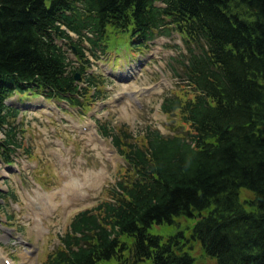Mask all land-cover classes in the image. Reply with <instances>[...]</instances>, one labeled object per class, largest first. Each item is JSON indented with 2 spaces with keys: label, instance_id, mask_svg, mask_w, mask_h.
I'll use <instances>...</instances> for the list:
<instances>
[{
  "label": "trees",
  "instance_id": "obj_1",
  "mask_svg": "<svg viewBox=\"0 0 264 264\" xmlns=\"http://www.w3.org/2000/svg\"><path fill=\"white\" fill-rule=\"evenodd\" d=\"M51 1L47 8L46 0H0V96L11 80L51 92L74 89L64 75V56L44 48L40 37L49 34L59 7L76 14L68 20L80 30L82 13L73 3L80 0ZM100 1L98 23L124 19L122 26L149 34L153 0ZM177 1L180 18L188 14L184 31L208 39L214 34L220 45L211 63L207 51L198 56L189 50L185 67L199 93L179 105L165 99L164 109L175 107L191 127L189 137L148 130L145 151L115 136L135 176L125 175L109 191L111 199L75 216L71 226L84 229L83 247L73 249L77 239L69 233L68 250L46 264H196L195 248L215 264H264V0ZM1 110L0 104V127L9 116ZM14 129L3 142L7 159L17 141ZM243 190L254 195L249 203L241 201ZM178 218L192 223L182 228ZM154 225L175 234L152 233Z\"/></svg>",
  "mask_w": 264,
  "mask_h": 264
},
{
  "label": "rangeland",
  "instance_id": "obj_2",
  "mask_svg": "<svg viewBox=\"0 0 264 264\" xmlns=\"http://www.w3.org/2000/svg\"><path fill=\"white\" fill-rule=\"evenodd\" d=\"M169 42L179 43L180 40L176 38L175 34L169 39L159 37L155 40L150 51L143 55L145 61L141 64L139 73L140 80L137 82L140 86L145 87L160 84L162 90L155 93L152 91L139 98L143 103L141 107H137L134 100L129 98L118 107L109 109L100 108V110H103L98 115H103V120L112 117L113 123H117V121L126 122L133 129H137L140 124L148 122L155 124V126H158L166 133L169 132V130L166 129L164 124H170V127L176 125L175 119H172L171 123L168 121L166 122L164 120L165 117L157 112L158 94L173 88L175 85H181L176 84L179 81L171 76V72L167 66L168 57L173 53V51L165 45ZM112 86L115 87L109 91V97L106 101L111 100L117 93H122L124 89L129 91L134 89L132 84L126 86L125 84L117 83ZM73 111L76 113L75 116L63 113L61 115L57 114L56 116H51L52 118L44 117L41 113L32 112L25 114L27 118L24 122L28 123L26 125L28 129L24 131V133L29 138L31 143L30 147L35 157L33 160H30L26 157L25 153L19 151L20 157H18L19 159H17V161L20 164L18 165L20 170L18 172L14 169L7 170L6 168L0 170V178H10L9 182H13V184L17 186V191L21 189L23 194L27 193L26 188H20L21 185H19V183L26 182L27 188L35 199L49 202L51 198L46 196L45 190L51 193L57 190L61 193L57 199L59 206L55 208L53 211L54 213L50 214L46 220V226L49 229L47 237L45 236L46 240H42L39 248L35 252L36 254H34L32 258L27 257V259H30L28 264H41V259L46 255L48 250L50 251V249L55 247L57 235L65 231L70 218L78 210L92 206L94 202L102 196V192L115 182L117 177L116 172L124 170L121 166H118L124 164V161L113 149L110 150L111 148L109 146L111 145L108 139V141L105 142L104 139L99 136L98 139L100 142H87L85 138H82L81 134L76 130V125L79 123V119L81 123L88 122L89 116L85 117L74 109ZM106 114H108V116ZM62 119L68 122H61ZM88 136L90 135L88 134ZM58 144H60L61 147ZM108 150H110L109 154L112 151L113 155H109ZM62 153L65 154L66 158H68L69 155L72 161L70 167L71 172L74 175H80L81 179L75 176L77 182H80V180L84 181V175L88 173H97L99 176L98 179H101L95 186H91L84 190L83 194L81 192L77 195L71 194V192L76 189L75 185H71L70 183L69 186L65 187L63 184L64 182H75V180L71 176L72 174L69 169L63 170ZM79 158H81L83 164H81ZM27 159L31 161L32 164L28 163ZM34 178L43 182L44 189L34 182L31 183ZM241 193V200L244 203H249L251 199H253V195L249 191L243 190ZM23 194H19L21 198H23ZM9 209L14 213L17 224H21L24 219L23 215L27 211L26 201H24V205L21 206V210L17 209L13 204ZM187 223L192 222L185 218H178L176 220V225H181L182 228ZM28 226H32V223L29 222ZM171 229L172 228L169 226H164L162 231H164V233L169 232L170 234L172 233ZM152 231L155 230L153 229ZM3 241H5L7 246L4 247L1 252L12 255L17 259L16 264H21L25 257L24 247L16 242L14 244L17 246L12 252L8 241L4 238ZM29 250L33 251L35 248L31 247ZM197 255L199 264H213V261L201 252Z\"/></svg>",
  "mask_w": 264,
  "mask_h": 264
}]
</instances>
